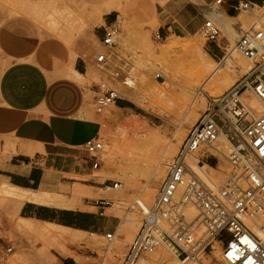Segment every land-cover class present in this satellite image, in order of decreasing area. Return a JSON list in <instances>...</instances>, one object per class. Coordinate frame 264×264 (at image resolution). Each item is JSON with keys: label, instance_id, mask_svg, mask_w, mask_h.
Segmentation results:
<instances>
[{"label": "rangeland", "instance_id": "1", "mask_svg": "<svg viewBox=\"0 0 264 264\" xmlns=\"http://www.w3.org/2000/svg\"><path fill=\"white\" fill-rule=\"evenodd\" d=\"M166 1L0 0V4L10 16H26L34 20V24L39 30L40 42L29 61L40 66L50 77H61L58 72L71 69L77 55L87 60L88 75L82 81V85L87 91V107L90 113L87 116L91 119L95 118L99 123V138L104 141V149L96 155L97 160H92L86 151L79 153L81 162L89 169L87 174L60 175L62 177L60 180L66 184L65 186H61L62 188L59 189L41 188L34 193L37 194L41 190L59 198L63 205H44L57 216L56 221L53 222L58 224H60L59 220L72 222V211L85 209V204L92 205L99 201L100 212L104 213L103 217L97 218L99 219L97 220V228L100 231H97V228L84 231L71 226L69 227L73 228L72 230L54 228L53 231L52 227L42 223L24 221L20 216L22 205H17L15 200L4 198L0 194V260H6L7 264H79V261L80 264L82 262L84 264H122L131 243L141 228L144 217V214L136 209L134 200L144 197L149 184L150 173L156 167L155 160L151 162L152 164L131 161L126 151L128 145L143 139L144 131L151 134L157 133L162 136L160 137L163 140L165 139L166 144H170L172 137L182 126L185 128L184 138L178 143L179 145L173 143L176 152L168 160L169 171L173 158L178 153L191 128L213 104H216L214 101L226 95L248 72H240L241 74L238 72L237 76L230 75V85L228 84L230 87L227 86L228 88L215 87L213 89L210 81L205 79L200 89L194 87L195 90H190L189 93L191 94L188 93L189 97H183L178 91L181 86H193L199 80L195 64L186 62L184 58H178L179 55H172L170 67L175 73V81L172 82L162 68L152 69L148 49L159 50L167 46L168 39L178 41L181 44L190 43V45L197 47L193 54V61L199 60L201 64L206 63L208 65L213 62L214 65L212 64V66H218L225 57L236 53V42L253 27L260 16H264V12L260 9L241 11V18L237 23H235L236 21H229L227 24H224L219 16L216 20L207 16L205 22H213L220 30V37L217 42L208 43L202 35V30L185 37L174 34L165 38L160 35V23L155 7L157 4L163 5ZM231 24L237 25L236 31L229 30ZM110 25H114L118 29V35L115 45L108 49L102 45V38L104 29ZM100 54H106L111 59V62L105 67L96 64V57ZM156 73L160 74L161 77L157 78ZM143 74H149L155 83L164 82V86H170V91L162 94H149L146 89L144 91L141 89V95H136L138 100L133 101L132 93L126 91L122 95L115 86L116 81H123L130 76ZM101 85H105L106 90L115 91L119 100H124L127 105L132 106L129 107L130 110L110 106L102 112H98L95 107V97L98 95ZM160 86L163 85L160 84ZM205 90L208 93L202 92ZM244 93L256 103L258 102L252 91L248 90ZM191 108L195 109L197 121L194 124L186 125V120H184L187 116L186 110ZM220 108L222 109V106H218V109ZM108 114L115 117L109 120ZM182 115V122L177 123L178 127L175 122ZM219 115L220 117H215V120L218 125L222 126L224 119L221 120V114L219 113ZM247 119L249 121L255 120L251 115ZM127 120H138L143 129L128 126ZM246 125L244 123L239 128L243 131ZM224 132L228 134L230 139L233 137L228 128H224ZM113 140L118 141L119 152L114 160L110 161L106 152ZM231 141L236 146L237 138ZM14 147L15 143L11 137L6 133H0V169L15 154ZM232 150V148L228 149L226 156ZM215 156H217L218 165L220 164L219 167L215 158L209 157L202 159L203 166L193 164L192 169L198 176L209 177L214 183L222 184L227 178L230 168L225 157ZM201 157V154L197 155L196 161ZM96 161L99 165L97 169H94L93 163ZM208 165L215 170L209 169ZM121 167L125 168L124 173H121L122 176L119 173ZM119 183L122 185L121 188L117 187ZM104 202H108L109 205H102ZM134 207L135 210L132 211ZM86 209L97 211V209L92 208ZM126 217L128 219L134 217L131 223L126 222L128 225L125 223ZM25 225H31L36 229L43 227L49 229L55 233L57 240L47 242L40 238L36 230L28 229ZM93 233L95 236L92 235ZM108 234L112 235L111 242L106 238ZM8 248L13 249L11 254L6 252ZM157 248L166 257V264H173L174 254L164 245H158L152 253H149L150 255L142 256L139 261L150 258L152 254L158 252ZM202 260L204 263H209L206 256H202Z\"/></svg>", "mask_w": 264, "mask_h": 264}, {"label": "built area", "instance_id": "2", "mask_svg": "<svg viewBox=\"0 0 264 264\" xmlns=\"http://www.w3.org/2000/svg\"><path fill=\"white\" fill-rule=\"evenodd\" d=\"M234 6L239 11L264 12V0H234ZM117 35L114 25L106 27L102 45L113 47ZM202 35L208 43H216L220 30L206 21ZM235 51L252 62V69L226 95L214 101L217 106L213 104L191 128L122 264H138L158 245L169 249L180 264H264V113L254 121L247 119L248 111L237 115L236 125L247 124L240 134L227 123L220 126L215 120L220 117L218 106L231 111L230 105L235 103L244 109L239 98L248 90L264 105V18L260 26L236 42ZM110 62L106 54L96 57V64L101 67ZM105 88L101 85L95 97L98 112L116 106L119 100L115 91ZM224 128L233 134L231 140L237 138V143L226 156L230 168L227 178L216 184L204 180L191 168L197 155L212 147ZM103 149L104 141L99 137L85 145L92 160H97L96 155ZM209 157L215 158L218 165L217 156L210 153L202 155L197 164L203 165L202 159ZM98 165V161L93 163L94 169ZM96 204L99 206V201ZM190 209L197 214L194 218L189 216ZM106 238L112 241L111 234ZM6 252L11 254L13 249ZM202 256L209 263H204Z\"/></svg>", "mask_w": 264, "mask_h": 264}, {"label": "crops", "instance_id": "3", "mask_svg": "<svg viewBox=\"0 0 264 264\" xmlns=\"http://www.w3.org/2000/svg\"><path fill=\"white\" fill-rule=\"evenodd\" d=\"M221 1L217 4V0H167L163 5L157 4L159 34L165 38L196 34L202 30L207 16L215 20L219 16L224 24L237 23L241 11L235 8L234 0ZM229 30L236 31L237 25L231 24ZM39 42L34 20L10 16L0 4V133L8 134L15 143V154L0 169V185L33 193L46 187L62 188L66 184L60 175L87 174L89 169L81 162L79 153L85 152L86 143L100 134L99 123L87 116L86 88L77 80L88 75L87 60L77 55L71 69L52 78L29 61ZM116 106L130 110L124 100ZM97 206L95 202L72 211L74 227L84 231L96 229L97 218L104 216ZM20 216L39 221L57 218L50 209L33 202L21 206ZM0 264H7L6 260H0Z\"/></svg>", "mask_w": 264, "mask_h": 264}, {"label": "bare ground", "instance_id": "4", "mask_svg": "<svg viewBox=\"0 0 264 264\" xmlns=\"http://www.w3.org/2000/svg\"><path fill=\"white\" fill-rule=\"evenodd\" d=\"M262 19H263V16H260L257 19V21L254 23V25H253V27L251 29H253L254 27L260 26V22H261ZM167 41H168L167 46H165L163 48H160L159 50L148 49V54H149V58L150 59L147 58V57L146 58L149 59L150 61H152L151 62L152 66H153L152 69L153 68H162V70H164L165 73H167L168 78L172 82L175 81L174 70H173L172 67H170V62H171L170 61V57L172 55H175V56L179 55L178 58H181V59L184 58L186 62L195 64V66L197 68V71H198V74H199V80H198L196 85H193V86H181L180 89L177 88V89H179L178 91L182 94L183 97H189L188 93L191 92L190 90H195L194 87L197 88V89H200L202 87V83L204 82L205 79L207 81H210L211 85L213 86V89L215 87L228 88L227 86L230 85V83H229L230 75H232V76L236 75L238 72L239 73L240 72L244 73L245 71L249 72L252 69V66H253L252 62L250 60L246 59L245 57L240 55L238 52H236L237 54L233 53L230 56L225 57L218 66H212V64L214 65L213 62H211V65H208L206 63H204V64L202 63L201 64V61H199V60L198 61H196V60L193 61V58H194L193 54L196 51L197 47H195L193 45H190V43L189 44H181L178 41L171 40V39H168ZM151 76H152V74H151ZM156 77L159 78V77H161V75L157 74ZM84 79H85V77L81 76L77 80L79 82H82ZM157 83H155V82H153L151 80L149 74H145V75L143 74V75H137V76H130V77H128L127 79H125L123 81H116V83H115L116 85L115 86H116V88L118 90H120V93L122 95L125 94L126 91H129L128 93H132L134 97H132L131 95H130V97H132L133 101H137L138 100L137 96L141 95V92H140V91H142L141 89H143V91H144V89H146L147 91H149V94H151V93H153V94H162V93H165L166 91L167 92L170 91V86H168V85L164 86V82L158 81ZM160 84L163 85V86H160ZM210 90H211V88H210ZM202 92L208 93L207 90L202 91ZM118 94H119V92H118ZM189 94H191V93H189ZM201 100H203V99H201ZM239 101L244 106V109H242L241 107L237 106L235 103H232L230 105L231 111L226 112V111H224V108H222V109L220 108L221 110H219V113L221 114V117H222L221 120L224 119V120H222L223 121V126L227 123L233 130L236 131L237 134L242 133V130L239 128L238 125H236L237 115H243L245 111H248L250 113V115L253 117V119H257L261 114L264 113V105L262 103H260L258 100H257L258 102L256 103L251 98H249L247 96V94H245V93H243L240 96ZM187 102L189 103V101H187ZM201 104H200V106H201ZM186 114H187V116L184 119V120H186V125L194 124L197 121L196 112H195L194 108H191L188 111L186 110ZM114 117L115 116H113L111 114L107 115V118L109 120L114 118ZM182 118H183V115L176 119V122H175L176 126L179 127V125L177 123L180 124L182 122ZM126 124L128 126L135 127L136 129H143V126L138 122V120H127ZM184 129L185 128H183L182 126L179 128V130L172 137V143L170 142V144H166L167 142L166 143L164 142L165 139L163 140L161 138L162 137L161 135H160L161 136L160 137L159 134H157V133L156 134H151L149 132H145L144 131L143 132L144 133V138L140 139V140H136L133 143H130L128 145L127 149H126L127 156L129 155V159L131 161H134V162H137V163L147 162L148 164H150L154 160L156 161V167L154 166L155 168L150 173L151 175L149 174L150 175V179H149V176H148L149 184H148V186H147V188L145 190L144 197L142 199L141 198H136L134 200V205H135L136 209L141 211L142 214H145L150 209V206H152V204L155 201V198H156V195H157V192H158V188H159L160 184L162 183V181H164L166 173L168 172V168H169L168 160H169L170 156H172L176 152V147L174 146L173 143L178 144V143H180L182 141V139L184 138ZM230 148L235 149L236 146L233 145V143H232L231 139L229 138L228 134L224 133V131H221L217 142L212 147L206 148L205 151H201L200 154L201 155H205L206 153H210L212 155H218V157H220V158H224V157L226 158V154L228 152V149H230ZM118 149H119L118 141L117 140H113L112 143H111V146L108 148V151L106 152L107 153V158L110 161L114 160L115 156L119 152ZM197 163L198 162L195 159L193 161V164H195V166L196 165L198 166ZM121 164H123V163H121ZM123 165L125 166V164H123ZM153 165H155V164H153ZM199 165H202V164H199ZM203 165H204V163H203ZM219 165H218V167H219ZM207 167H209V169L215 170V168H212L209 165ZM126 168H127V166H126ZM120 169L121 170H120L119 173L120 174L124 173V169L125 168L121 167ZM121 176H122V174H121ZM126 177H127V174H126ZM203 179L208 181V182H213L209 177L208 178H203ZM127 181H129V180H127ZM117 187L121 188L122 185L119 183L117 185ZM0 194L4 198H11V199L15 200L17 202V205H20V204L23 205L25 202H33V203H36V204H39V205H45V206H51V205L60 206V205H63L60 202L58 197L51 196L50 194H48V193H46L44 191H40L39 193L34 194L31 191L22 190V189H20L18 187L5 185V184L0 185ZM135 207L132 208V211L135 210ZM135 214L136 213H134V215ZM196 215H197L196 212L193 209H190L189 216L191 218H194ZM133 218L125 219V223L126 222H130L131 223ZM21 219H23L24 221H27V222L36 221L38 223H42L44 225H47L48 227H52L53 231H54V228L55 229H66V230H72L73 229V228H71L69 226L61 225V224H58L57 222H53V221H39V220L24 219V218H21ZM25 227H27L28 229L36 230L37 234H39L40 238H42L43 240H45L47 242H51V241H56L57 240L55 233H53V231H51L49 229H46L44 227L41 228V229H36L33 226H31V225H25ZM92 235L95 236L94 233ZM157 251L158 252L152 254L150 256V258H148V259L144 258V259L140 260L138 264H166V262H167L166 257L160 253L161 250H160V252H159V249ZM174 257L175 258L173 260L174 261L173 264L180 263V260L175 255H174ZM82 263L84 264V262H82ZM79 264H80V261H79Z\"/></svg>", "mask_w": 264, "mask_h": 264}, {"label": "trees", "instance_id": "5", "mask_svg": "<svg viewBox=\"0 0 264 264\" xmlns=\"http://www.w3.org/2000/svg\"><path fill=\"white\" fill-rule=\"evenodd\" d=\"M129 107H132L131 105H128ZM56 217H53L52 218V221H56ZM60 221V224H63V225H66V226H71V227H74L75 224H73L72 222H67L65 220H59Z\"/></svg>", "mask_w": 264, "mask_h": 264}]
</instances>
